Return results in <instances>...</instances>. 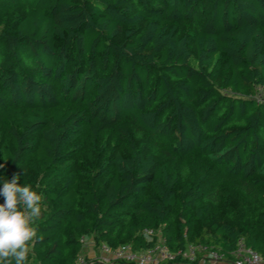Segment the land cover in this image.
Returning a JSON list of instances; mask_svg holds the SVG:
<instances>
[{
  "label": "trees",
  "instance_id": "obj_1",
  "mask_svg": "<svg viewBox=\"0 0 264 264\" xmlns=\"http://www.w3.org/2000/svg\"><path fill=\"white\" fill-rule=\"evenodd\" d=\"M201 1L0 0V187L26 156L42 182L65 173L24 264H78L83 237L149 249L159 227L176 253L243 239L264 259V0H210L200 19ZM85 128L90 157L106 133L122 148L80 190L64 163Z\"/></svg>",
  "mask_w": 264,
  "mask_h": 264
},
{
  "label": "rangeland",
  "instance_id": "obj_2",
  "mask_svg": "<svg viewBox=\"0 0 264 264\" xmlns=\"http://www.w3.org/2000/svg\"><path fill=\"white\" fill-rule=\"evenodd\" d=\"M209 2L210 0H203L201 1L200 11H199V18L202 19L206 16L209 9ZM180 32L183 34H190L194 35L195 33V24L190 21H186L179 26ZM192 49H194V46L192 45ZM264 98V90L259 89L258 91V99ZM2 107H0L1 112ZM31 113H41L40 111L36 110H28L24 107H18L16 109V115L18 117L26 118ZM6 122L0 123V144H8L7 136H6ZM78 145H81L80 150H77L73 154V156L66 161L65 166L69 167L70 169H73L77 172H79V189L83 190L87 188L88 183V172L94 170L97 165L104 161L106 157H108L111 154V149L113 146L118 147V149L122 148V144L116 137L111 133L104 134L96 143L95 148L93 149V156L90 157L88 154V151H90L89 148V132L85 128L80 138L76 141ZM171 139H165L163 144L165 146H170ZM162 155V154H161ZM32 158L30 156H26L19 168L15 171L14 174H19L20 180L18 181L19 184H24L27 186H30L31 189L37 194L41 196L40 201V208H41V214L42 216L47 215L51 213L54 209H57L60 207V205H54L53 201L50 198V194L52 192H58L64 187L65 183V173L63 170H59L57 173H54L48 181L42 182L41 180V174H38L35 172V170L32 167ZM111 168H109L110 170ZM220 169L219 167H216L213 176L211 177V188L217 185L216 187H222L221 178H220ZM225 193V191H224ZM226 196V194H224ZM190 212L187 214V216H190ZM39 217L33 218L32 221V227H34L35 224H37ZM222 217V211L218 212L214 215V219L220 220ZM160 227L157 230H154L153 237H156V242L161 240L162 234L160 232ZM91 241V239H90ZM79 261L78 264H91L93 262H96L95 264H102L98 260L100 258V248H96L93 246V244H90L85 247V249L80 253L79 255ZM114 261H112V264Z\"/></svg>",
  "mask_w": 264,
  "mask_h": 264
},
{
  "label": "built area",
  "instance_id": "obj_3",
  "mask_svg": "<svg viewBox=\"0 0 264 264\" xmlns=\"http://www.w3.org/2000/svg\"><path fill=\"white\" fill-rule=\"evenodd\" d=\"M147 233L153 236L154 230H148ZM81 241L85 243V247L92 244L84 237ZM115 260L128 264H264L263 257L248 247L243 239H239L235 249L230 252L206 243H190L184 250L176 253L169 248L163 237L153 247L139 251L127 244L118 247L103 244L98 261L111 264Z\"/></svg>",
  "mask_w": 264,
  "mask_h": 264
},
{
  "label": "clouds",
  "instance_id": "obj_4",
  "mask_svg": "<svg viewBox=\"0 0 264 264\" xmlns=\"http://www.w3.org/2000/svg\"><path fill=\"white\" fill-rule=\"evenodd\" d=\"M4 165L0 164V168ZM19 174H13L0 187V260L4 264H24L29 254V242L37 237L31 226L33 218L41 214V196L30 186L19 184ZM12 258V259H10Z\"/></svg>",
  "mask_w": 264,
  "mask_h": 264
}]
</instances>
